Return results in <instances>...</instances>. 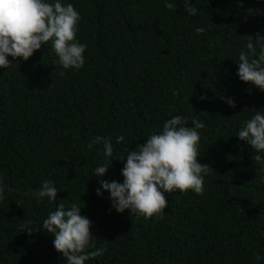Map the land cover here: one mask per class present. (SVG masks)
Instances as JSON below:
<instances>
[{
    "label": "trees",
    "instance_id": "obj_1",
    "mask_svg": "<svg viewBox=\"0 0 264 264\" xmlns=\"http://www.w3.org/2000/svg\"><path fill=\"white\" fill-rule=\"evenodd\" d=\"M62 2L80 13L84 64L63 69L46 43L0 68V264H65L40 225L57 204L73 202L92 222L87 250L103 249L85 264H264V164L235 135L264 112V91L236 75L248 35H264V0H191L193 16L183 0L177 9L162 0ZM177 114L205 125L197 157L210 166L204 191L165 193L162 218L116 212L109 193L95 190L100 179L122 182L123 159L99 178L94 168ZM98 135L109 138L112 157L89 146ZM44 179L57 188L52 203L30 195Z\"/></svg>",
    "mask_w": 264,
    "mask_h": 264
},
{
    "label": "clouds",
    "instance_id": "obj_2",
    "mask_svg": "<svg viewBox=\"0 0 264 264\" xmlns=\"http://www.w3.org/2000/svg\"><path fill=\"white\" fill-rule=\"evenodd\" d=\"M162 3L167 9L179 6L175 0H162ZM182 4L188 16L196 14L197 8L191 0H183ZM80 19L79 11L62 0H0V68L6 69L12 64L9 56L13 60H27L34 50L50 43L56 56L53 63L63 69H79L84 64L83 53L87 47L76 38ZM204 30L203 27L195 28L197 33ZM236 64V75L240 81L264 91V35H256L255 38L248 35ZM226 103L234 106L230 98L226 99ZM204 127V123L195 117L190 125L188 117L180 114L166 119L161 130L149 133L143 144H137L132 150L127 147L122 157H113L108 163L94 168L92 175L99 178L105 174L111 160L123 159L120 169L122 182L100 179L95 190L97 195L106 190L111 207L116 212L127 209L130 215L148 219L154 215L163 217L165 193L191 190L201 194L204 191V176L210 167L197 160L198 130ZM235 135L255 149L256 161L264 164V156L261 155L264 153V112L256 110ZM121 139L116 138L117 142ZM92 144H102L106 159L113 156L109 138L98 135L89 146ZM261 180L264 182V177ZM57 192L54 183L44 179L38 189L30 191V195L37 201L46 197L52 203L58 199ZM91 223L87 216L80 213L77 203H59L47 213L40 229L52 235L53 247L64 257L65 264H85L86 260L103 253L102 248L87 250L95 239L90 232ZM20 227L30 232L27 225L21 224Z\"/></svg>",
    "mask_w": 264,
    "mask_h": 264
}]
</instances>
